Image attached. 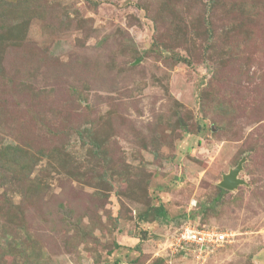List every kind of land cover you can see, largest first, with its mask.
<instances>
[{"label":"rangeland","instance_id":"rangeland-1","mask_svg":"<svg viewBox=\"0 0 264 264\" xmlns=\"http://www.w3.org/2000/svg\"><path fill=\"white\" fill-rule=\"evenodd\" d=\"M0 264H264V0H0Z\"/></svg>","mask_w":264,"mask_h":264},{"label":"built area","instance_id":"built-area-1","mask_svg":"<svg viewBox=\"0 0 264 264\" xmlns=\"http://www.w3.org/2000/svg\"><path fill=\"white\" fill-rule=\"evenodd\" d=\"M168 249L174 254L209 255L229 242V233L217 228L194 224L191 220L177 228L167 240Z\"/></svg>","mask_w":264,"mask_h":264},{"label":"water","instance_id":"water-1","mask_svg":"<svg viewBox=\"0 0 264 264\" xmlns=\"http://www.w3.org/2000/svg\"><path fill=\"white\" fill-rule=\"evenodd\" d=\"M242 168V164L239 163L235 168L231 169L227 174H225L220 181V185L224 188L232 189L235 188L242 179L238 178V174Z\"/></svg>","mask_w":264,"mask_h":264},{"label":"trees","instance_id":"trees-1","mask_svg":"<svg viewBox=\"0 0 264 264\" xmlns=\"http://www.w3.org/2000/svg\"><path fill=\"white\" fill-rule=\"evenodd\" d=\"M219 197V196H218ZM156 210L159 211V214L162 215V214H165V211L163 209V205H159L158 207L155 208Z\"/></svg>","mask_w":264,"mask_h":264}]
</instances>
